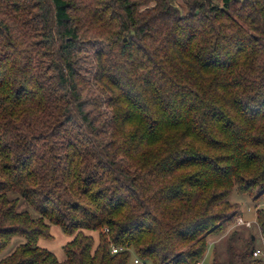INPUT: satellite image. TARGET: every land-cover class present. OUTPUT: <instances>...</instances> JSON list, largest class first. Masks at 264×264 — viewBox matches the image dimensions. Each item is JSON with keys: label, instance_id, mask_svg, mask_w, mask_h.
Masks as SVG:
<instances>
[{"label": "trees", "instance_id": "16d2710c", "mask_svg": "<svg viewBox=\"0 0 264 264\" xmlns=\"http://www.w3.org/2000/svg\"><path fill=\"white\" fill-rule=\"evenodd\" d=\"M234 189L264 198V0H0V264H200Z\"/></svg>", "mask_w": 264, "mask_h": 264}, {"label": "rangeland", "instance_id": "374dc122", "mask_svg": "<svg viewBox=\"0 0 264 264\" xmlns=\"http://www.w3.org/2000/svg\"><path fill=\"white\" fill-rule=\"evenodd\" d=\"M179 5L182 4V0H176ZM14 196V194H11ZM229 202L235 207L237 211V219L229 225L226 231L219 237L211 239L206 254L200 264H211L212 263V244L218 248L220 253H223L227 248L228 239L235 233L240 240L245 241L250 235H254L255 247L264 248V239L259 231V228L256 223V210L264 209V198L260 202L255 203L251 196L247 194L239 193L236 189L232 190L228 197ZM19 210H28L31 212L30 207L24 202L20 201ZM241 217L246 224L237 223L238 218ZM49 233L51 235L50 239H39L38 246L47 249L51 252L59 261L64 259L63 245L70 239L68 236L63 234L58 226L51 225ZM23 243L21 237H13L8 244V246L0 253V259L10 254L16 246ZM145 264H151L149 261Z\"/></svg>", "mask_w": 264, "mask_h": 264}, {"label": "built area", "instance_id": "2783aa9c", "mask_svg": "<svg viewBox=\"0 0 264 264\" xmlns=\"http://www.w3.org/2000/svg\"><path fill=\"white\" fill-rule=\"evenodd\" d=\"M237 223L243 224V225L244 224L249 225V223H245L241 217L238 218ZM105 231H107V229H105ZM120 250H121L120 248H116V247H113V246L111 247V252L112 253H117ZM252 256L254 258L261 259L260 264H264V248H259V247L255 248L254 251L252 252ZM132 262H133V264H143L140 261V259L137 258V257H134Z\"/></svg>", "mask_w": 264, "mask_h": 264}, {"label": "water", "instance_id": "95a60500", "mask_svg": "<svg viewBox=\"0 0 264 264\" xmlns=\"http://www.w3.org/2000/svg\"><path fill=\"white\" fill-rule=\"evenodd\" d=\"M254 237L252 236V239H253Z\"/></svg>", "mask_w": 264, "mask_h": 264}]
</instances>
